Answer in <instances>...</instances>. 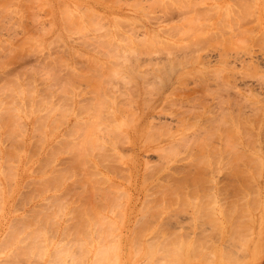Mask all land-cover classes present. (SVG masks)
<instances>
[{"label":"rangeland","instance_id":"rangeland-1","mask_svg":"<svg viewBox=\"0 0 264 264\" xmlns=\"http://www.w3.org/2000/svg\"><path fill=\"white\" fill-rule=\"evenodd\" d=\"M0 5V262L264 264V0Z\"/></svg>","mask_w":264,"mask_h":264},{"label":"bare ground","instance_id":"bare-ground-1","mask_svg":"<svg viewBox=\"0 0 264 264\" xmlns=\"http://www.w3.org/2000/svg\"><path fill=\"white\" fill-rule=\"evenodd\" d=\"M1 6V5H0ZM4 7H5V10H7V5L6 4H4ZM263 60H264V58H263ZM22 117V115L21 114H19V115H17V120L18 119H20ZM39 124L40 123H38V124H36L37 126H39ZM15 127H17V123H16V126ZM79 164H81V162L79 163ZM5 175H7L8 176V172L6 173V174H4V171L0 168V177H2V176H5ZM48 178H50V176H47V174H45V173H41L40 175H39V179L40 180H45V179H48ZM264 186V185H263ZM263 190V189H262ZM262 196V195H261ZM261 198V197H260ZM263 199H264V196H263ZM263 199H262V201H263ZM262 208V207H261ZM261 210V209H260ZM259 210V211H260ZM262 210H264V209H262ZM261 210V211H262ZM258 211V210H257ZM256 211V212H257ZM259 211L257 212V213H259ZM253 212V211H252ZM255 213V212H254ZM256 213V214H257ZM236 214H238V213H236ZM242 214V213H241ZM246 214V213H245ZM251 214V213H250ZM239 215H240V213H239ZM246 215H248V214H246ZM240 216H242V215H240ZM251 216H253V213H252V215ZM255 216V215H254ZM253 216V218L255 219L256 217H254ZM234 217H235V214H234ZM239 216H237L236 218H238ZM257 217H259V216H257ZM250 218V217H249ZM235 219V218H234ZM238 219H241L240 217L238 218ZM236 220V219H235ZM250 220H251V218H250ZM239 221V220H238ZM249 221V220H248ZM253 221V220H252ZM236 222V221H235ZM251 222V221H250ZM256 222V226L254 227V228H250L249 229V227H250V225H252L253 223H255ZM248 224H250L249 226H248V228H246L247 227V225ZM253 226V225H252ZM244 228H246V230L244 229ZM243 229L246 231H244L246 234H245V240L247 241V239H248V243H247V248H249V246H250V249L252 250L251 251V255H253L254 256V258L257 260L258 258H261V256H262V254L264 253V215H261L257 220H254V222H251V223H248L247 222V224H246V226L244 227ZM234 229V228H233ZM248 229V230H247ZM252 229H253V232H252ZM250 230V231H249ZM242 230H240L238 233H242L241 232ZM250 233H249V232ZM230 233V232H229ZM238 233H236L237 235H238ZM251 234L250 236H249V238H247L248 236H246L247 234ZM233 234H234V237H232V239L230 240L229 239V241L228 242H230V244H231V241H234V239H236L237 238V235L235 234V232L234 233H231V235L230 236H233ZM248 234V235H249ZM237 240H239V238H237ZM241 240V239H240ZM240 240H239V242H240ZM244 240V239H243ZM226 240L224 241L225 243H227L228 244V242H227ZM236 241V240H235ZM235 241L233 242L234 243V245H235ZM223 242V243H224ZM238 241H236V243H237ZM238 242V243H239ZM243 242V241H242ZM237 243V244H238ZM244 243H246V242H244ZM166 245V243L165 244H163L161 247L163 248L164 246ZM188 245V244H187ZM191 245H192V243H191ZM222 245V248L221 249H223L222 251H219L220 253L219 254H221V252L223 253L222 255H224V253L225 252H223V251H226L227 249H229V247L227 248V246L225 247L224 245L225 244H221ZM220 245V246H221ZM232 245V247H233V244H231ZM181 246H182V244H181ZM223 246L226 248H223ZM237 246V245H236ZM157 247V246H156ZM155 247V251L158 249V248H156ZM175 247V246H174ZM191 247V246H190ZM215 247H216V245H215ZM215 247H213L214 249H215ZM235 247V246H234ZM233 247V248H234ZM238 247V246H237ZM240 247V246H239ZM179 248H180V246H179ZM183 248V247H182ZM185 249H186V247H184ZM212 248V249H213ZM244 248H245V246H244ZM246 248V249H247ZM148 249V248H147ZM149 249H150V247H149ZM153 249V250H152ZM188 249H189V246H188ZM191 249H193V247L191 248ZM239 249V248H238ZM240 249H241V247H240ZM151 250L154 252V247H152L151 248ZM183 250V249H182ZM182 250L179 252V250H177V251H175L174 253H172L171 255H172V258L174 257L173 255L174 254H177L178 252V255L180 256V253H182ZM230 250H232V249H230ZM247 250H249V249H247ZM159 251H160V248H159ZM185 251H187V250H185ZM193 252V250H190L189 252L192 254V252ZM211 251H213V250H211ZM210 251V252H211ZM214 251H216V250H214ZM213 251V252H214ZM228 251V250H227ZM239 251V250H238ZM242 251V250H241ZM244 251V250H243ZM246 251V250H245ZM13 252V251H12ZM104 251L103 250H99L98 248H97V251L95 252H93V253H91L92 255H97V258H71L70 259V261H69V259L68 258H62V257H59V256H57L56 255V253L55 252H53V253H55V254H53V255H50L49 256V258H45V259H47V260H45L46 261V263L47 264H158V262H159V260L160 259H158L157 257H155L154 258V256H153V254H150L148 251H147V254H148V256H146L145 255V257L146 258H144L143 257V259L142 260H140L139 258H131V259H129V260H124V258H100V254H102ZM184 252V251H183ZM188 252V251H187ZM189 252L188 253H185V255L186 254H188V255H190L189 254ZM248 252H250V251H248ZM100 253V254H99ZM204 253H207V252H205L204 251ZM217 253H218V251H216V252H214V254L213 255H215V256H218L217 255ZM229 253V252H228ZM228 253L226 254V256L228 255ZM231 254H232V252H230ZM12 254V253H11ZM150 254V255H149ZM234 254V253H233ZM2 255H4V252H2V254H1V256ZM6 255H7V253H6ZM46 255V254H45ZM49 255V254H48ZM47 255V256H48ZM177 255V256H178ZM196 255V254H195ZM206 255V254H205ZM208 255H209V253H208ZM222 255H220L219 257H222ZM248 255V254H247ZM13 256H15V254H12V255H10V254H8L6 257H4L6 260H3L5 263H7V264H33L34 263V258H15V257H13ZM170 256V255H169ZM184 259H185V257H184V254L183 255H181ZM187 256V255H186ZM193 256V255H192ZM200 256V255H199ZM198 256V257H199ZM225 256V259L227 258ZM139 257V256H138ZM181 257V258H182ZM168 258V257H167ZM171 258V259H172ZM180 258V259H181ZM209 258V257H208ZM36 259V258H35ZM171 259H169L168 258V260L171 262V261H174V260H171ZM174 259V258H173ZM192 259V258H191ZM219 259V258H218ZM232 259V258H231ZM244 259V258H243ZM251 259V258H250ZM2 260H1V262H0V264L1 263H3L2 262ZM22 260V261H21ZM23 260H27V261H24L23 262ZM167 260V262L169 263V261ZM183 260V259H182ZM211 260V259H210ZM209 260V261H210ZM36 261H38V260H36ZM35 261V262H36ZM44 260H42V262H43ZM175 261H177V257H175ZM215 261H216V258H215ZM219 261V260H218ZM226 261V260H225ZM246 261V260H245ZM23 262V263H22ZM38 262H40L41 263V261H38ZM161 262H162V260H161ZM178 262V261H177ZM194 262V261H193ZM192 262V263H193ZM250 262V261H249ZM163 263H165V264H167L165 261H163ZM191 263V262H190ZM4 264V263H3ZM42 264V263H41ZM204 264V263H203ZM214 264V263H213ZM247 264V263H246Z\"/></svg>","mask_w":264,"mask_h":264}]
</instances>
